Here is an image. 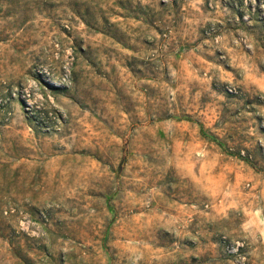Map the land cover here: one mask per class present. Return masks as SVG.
I'll list each match as a JSON object with an SVG mask.
<instances>
[{"label": "rangeland", "instance_id": "rangeland-1", "mask_svg": "<svg viewBox=\"0 0 264 264\" xmlns=\"http://www.w3.org/2000/svg\"><path fill=\"white\" fill-rule=\"evenodd\" d=\"M0 264H264V0H0Z\"/></svg>", "mask_w": 264, "mask_h": 264}]
</instances>
